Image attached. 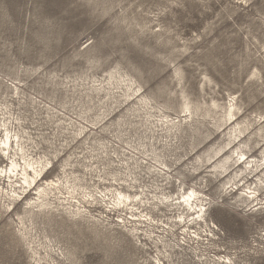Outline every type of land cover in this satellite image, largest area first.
Masks as SVG:
<instances>
[{
    "label": "rangeland",
    "instance_id": "1",
    "mask_svg": "<svg viewBox=\"0 0 264 264\" xmlns=\"http://www.w3.org/2000/svg\"><path fill=\"white\" fill-rule=\"evenodd\" d=\"M262 44L264 0H0V124L5 118L12 132L23 135L29 152L50 160L30 185L18 182L11 188L0 173V264H154L162 253L169 255V261L160 255L165 264H209L219 255H228L233 264H264V181L257 191L261 200L248 205L238 197L248 185L254 187L264 167V139L258 135L264 133L259 131L264 127ZM110 73L132 83L138 92L133 101L144 98L152 119L183 120L187 103L194 121L168 136H152L154 125L143 120L142 110L137 116L133 102L121 103L118 96L99 101L87 88ZM231 99L240 109L234 123H223L224 111L213 103L222 106ZM46 106L53 113L48 115ZM103 111V121L92 126ZM63 115L80 121L88 136L59 131L63 121L57 116ZM236 122L250 126L227 147V133ZM231 146L261 167L252 173L245 169L226 183L247 157L235 156ZM134 147L149 149L150 156L154 150L170 169L164 174L160 163ZM229 155L226 173L213 169ZM68 157L80 183L98 197L115 188L135 193L158 187L157 192L174 196L194 188L209 205L210 228L201 222L202 228L186 230L189 237L177 224L172 236L163 224H170L175 210L140 203L138 212H150L157 223L148 226L129 219L130 210L100 199L86 207L100 219L94 226L71 223L64 215H32L27 199L45 179L62 177ZM88 161L97 169L85 170ZM125 162L133 173L120 168ZM8 163L0 152V170ZM11 189L19 195L8 205L5 194ZM160 237L169 243L167 253L162 246L156 249ZM48 241L51 257L40 245ZM32 246L41 251L39 263Z\"/></svg>",
    "mask_w": 264,
    "mask_h": 264
},
{
    "label": "bare ground",
    "instance_id": "2",
    "mask_svg": "<svg viewBox=\"0 0 264 264\" xmlns=\"http://www.w3.org/2000/svg\"><path fill=\"white\" fill-rule=\"evenodd\" d=\"M262 46L264 48V44H262ZM256 73H258L257 70ZM256 73L253 75H256ZM90 83L91 85L88 86L87 88L95 92V95L99 96V101H102L105 98L110 101L111 98L117 99L116 97L118 96V97H122L121 103L133 102L134 105H136L135 107H133V111L138 112L137 116H140V110H142L144 114L143 120L145 119L147 123L154 125V128L151 129L152 136H154L155 133L157 135L168 136V134H171L173 128L179 127L182 124L191 125V122L194 121L192 117V112L187 103L184 104L183 111H185V113L187 114L184 115L185 117L183 120H178L177 122H174L172 119H167L164 117L152 119V117L154 116L152 107L149 106L148 102L144 98H139L137 102L133 101L134 96L138 92L137 90L132 88V83L127 79H124L122 75L116 76L115 73H110L109 77L104 81H98L96 79H93L90 81ZM14 89L17 90L18 89L17 86H15ZM115 102L116 100H113L112 104H114ZM213 106L214 108H221L224 111V114L221 115V120L223 121V123L229 122L231 124L236 121V115L240 107L236 102H233V99H231L230 102L226 105L219 106L218 104L213 103ZM44 109L48 115L49 113H53V109L49 106H46ZM106 115L107 113L103 111L102 113L97 115L93 121H91V125L98 126V124L101 121H103ZM63 116L64 117L57 116L58 121H63V125H60L58 127L59 131L61 130L65 131L70 129L71 133L73 134L72 136L74 138H78L79 136H81V134L82 137L88 136V134L85 133L86 127L82 126L80 124V121L72 120V118L69 117L65 118V115ZM4 119H2L3 123L0 124V152L2 154H6L9 163L8 165H6L5 168H1L0 173L3 174V176L6 178L11 188L15 183L18 182L20 184L22 183L26 185L33 184L36 181V178L43 171L44 167L46 165H49L48 163H50V160L43 159V157L41 156L36 157L31 152H29L28 151L29 148L26 149V145H25L26 140H24L23 135H20L18 131L16 132L13 130L14 132H12L11 129H9L5 125L6 121ZM248 126H250L249 123L241 126V123L236 122L235 125H233V127H231L227 133L228 137H227L226 146L228 147L232 144L233 137L234 139H238L248 129ZM259 131H264V127L259 128ZM68 133H70V131H68L67 134ZM258 135L261 137V139H264V133ZM63 136L64 138H66V135ZM13 142L15 148H13ZM232 147L233 146L230 147L232 153L235 154V156H240L238 158H244L247 156V153L245 151L241 149L238 150V148L234 149ZM134 148L142 155H146L147 157H150L154 161L160 163L162 167H159V169L164 171V174H166L168 169H170L169 165H167L164 162H161L158 159L159 155L156 154L154 150H152L153 156H150L148 153L149 149L143 150L137 147ZM12 151H13V155H12ZM85 158L87 157L85 156ZM231 158L232 155L227 156L223 160V163H221L220 165L214 164L212 166L213 169L221 168L223 172L226 173L228 171V168L231 166L227 164ZM248 158L249 156H247L244 161V168H242L241 165L236 166L238 170L234 173V175H232L229 178V180L226 183H229L231 180L235 181L243 172V170L245 171V169L246 170L249 169V173H252L254 170L260 169L261 165L258 164L257 160L255 159L248 160ZM263 158H264V151H263ZM77 162H78V166H80V160H78ZM94 163H95L94 161L92 162L88 161V164L85 163L83 165V168L87 171L96 170L97 168L95 169L92 168ZM123 164L120 166V168L124 169L129 174L133 173L130 164H128L127 162ZM262 169L256 175L257 180L254 182V187L252 188L251 186L248 185L246 189H248L249 191L245 194L241 193V195L238 196L241 201L243 202L247 201L248 205L252 201L258 199L261 200L260 198H258L257 191L263 186L264 180L262 177L264 176V171ZM75 171H78V169L72 170V162H70V159L68 157L65 160V164L63 165L62 177H58L55 180L45 179L44 180L45 184L38 186L35 197L29 199H27L26 197L23 198V199H27L26 208L28 209V212H30L32 215L35 216L41 215L47 219H52L54 217L64 215L66 220L70 221L71 223L82 224L86 222L94 226L95 222H99V223L101 222L99 217H96L94 214H92L90 212V209L88 208L92 206L90 200H92V202H96L97 200L100 199L101 201L104 202V204L106 205L110 204L112 208L124 207L125 209L130 210L131 216H129V219H132L133 221L136 222H147L148 226H154V224L157 223L154 222L155 218L150 215V212H146L145 214H143L144 211L142 210L138 212L141 205L140 203H143L144 206L149 204L150 206L151 205L155 206V208L162 207L171 211L175 210L174 218L170 220V224H168V222H165V225L163 224V231L164 230L169 231V234H171L172 236L174 235L173 229L175 226H177V224H182L184 231L188 234L189 237L190 235L187 231L196 226L202 228L203 225H201V222L202 224H204V227L210 228V226L207 224L206 221V215L209 210V205L206 202L205 197L202 195V193H200V191H197L194 188H188L187 190L183 189L176 196L164 193L162 191L157 192L156 190L158 189V187H156L154 190L141 188L140 192L136 191L135 193H130L121 190L119 188H115L114 191L108 190L107 192H103L102 195L100 194V197H98L95 195L93 191L87 190L88 187H85L84 184L80 183V177L75 175ZM43 177L41 176L40 180H42ZM242 179L243 177L238 179L236 183L234 182V184L236 185L239 184V182ZM122 180L126 182L129 185V187L135 186V185L132 186L131 182H127L128 179L126 178ZM131 180L133 179L131 178ZM36 184L37 182L35 183V185ZM238 189L239 188H237V190ZM2 190L3 187H0V193H2ZM11 192L12 193L6 191L5 194L7 200L9 201L8 205L13 203L14 196L19 195L17 194L15 189H11ZM58 194H60L61 196H58ZM150 194L152 195L151 198L148 197ZM150 199L152 200L151 202ZM84 201L86 202L87 205L81 204ZM144 201L146 202V204H144ZM260 203L262 202L256 203V205ZM120 222H124V219H121ZM191 224H194V226H192ZM207 228H205L204 230L206 231ZM137 229L138 228L133 227L132 229L133 236L137 235ZM193 232H194L193 236L195 239L200 238L196 230H193ZM29 233H30L29 229L25 227L22 236L26 238L27 234ZM49 242L50 241H48V243L41 242L40 245L41 248L44 249L43 252L47 256L51 257V252L54 251V249ZM157 242H159L161 245H155L156 249H159L160 246H162L165 249L164 253H167L168 250L166 247L169 246V243L165 242V240L162 239L161 237L160 239L157 240ZM32 254L35 257V261L39 263L42 259L41 251H39L37 248H34L32 246ZM160 255L166 258L167 261H169L168 260L169 255H164L163 253ZM160 255H157L154 258L153 260L154 264H165V262L162 260ZM211 262L212 264H233L232 259L228 255L223 257L219 255L217 258L210 259L209 264H211Z\"/></svg>",
    "mask_w": 264,
    "mask_h": 264
}]
</instances>
